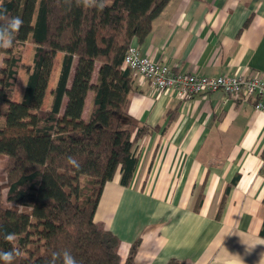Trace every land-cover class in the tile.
Instances as JSON below:
<instances>
[{
    "label": "crops",
    "instance_id": "1",
    "mask_svg": "<svg viewBox=\"0 0 264 264\" xmlns=\"http://www.w3.org/2000/svg\"><path fill=\"white\" fill-rule=\"evenodd\" d=\"M141 55L200 75L264 80V0H168ZM89 95L87 97V103ZM127 112L148 127L129 185L103 186L94 220L138 264H264V111L214 90L188 98L133 72Z\"/></svg>",
    "mask_w": 264,
    "mask_h": 264
},
{
    "label": "trees",
    "instance_id": "2",
    "mask_svg": "<svg viewBox=\"0 0 264 264\" xmlns=\"http://www.w3.org/2000/svg\"><path fill=\"white\" fill-rule=\"evenodd\" d=\"M167 1L106 0L98 12L65 0H2L9 16L24 21L14 47L0 50V230L16 234L12 243L0 237V250L20 248L14 264H46L64 250L79 264H138L139 241L122 261L119 239L94 213L105 183L119 171L129 185L135 172L148 127L127 112L133 72L122 60ZM26 43L33 45L29 62L22 61Z\"/></svg>",
    "mask_w": 264,
    "mask_h": 264
},
{
    "label": "built area",
    "instance_id": "3",
    "mask_svg": "<svg viewBox=\"0 0 264 264\" xmlns=\"http://www.w3.org/2000/svg\"><path fill=\"white\" fill-rule=\"evenodd\" d=\"M122 67L146 79L156 90L173 91L180 98H188L214 90H222L233 98L253 99L254 107L264 111V80L242 75L206 76L178 70L167 64L153 61L141 55L138 48L130 45L122 60Z\"/></svg>",
    "mask_w": 264,
    "mask_h": 264
},
{
    "label": "clouds",
    "instance_id": "4",
    "mask_svg": "<svg viewBox=\"0 0 264 264\" xmlns=\"http://www.w3.org/2000/svg\"><path fill=\"white\" fill-rule=\"evenodd\" d=\"M65 3L75 4L77 7L86 9H94L98 12H103L106 7V0H65ZM0 50H8L14 47L15 37L20 32L24 25V21L20 16H9L7 9L3 7L0 0ZM67 163L73 168L79 170L81 165L77 159L72 156L67 157ZM0 237L3 240L12 243L16 240V234L13 232H5L0 230ZM23 255V252L18 247H12L7 251L0 250V261L3 264H14L17 257ZM79 264L77 259L68 250L63 252H53L51 259L46 261V264Z\"/></svg>",
    "mask_w": 264,
    "mask_h": 264
},
{
    "label": "rangeland",
    "instance_id": "5",
    "mask_svg": "<svg viewBox=\"0 0 264 264\" xmlns=\"http://www.w3.org/2000/svg\"><path fill=\"white\" fill-rule=\"evenodd\" d=\"M32 48H33V45L32 44H29V43H26L25 46H24V49H23V55H22V61L23 62H29L30 61V58H31V53H32ZM60 57V54H58L57 56V59L55 61V65H54V74H55V71H56V68L58 66V59ZM25 76V70L22 69L19 74H18V78H17V83H16V86H15V90H14V93H13V96H14V100H17L18 96H19V93H20V90H21V87H22V82H23V78ZM53 78V76H52ZM51 85V83H50ZM0 108H4L3 105L0 104ZM2 119V117L0 116V120ZM5 157H0V180H1V183L4 185L5 183V172H4V164H5Z\"/></svg>",
    "mask_w": 264,
    "mask_h": 264
}]
</instances>
